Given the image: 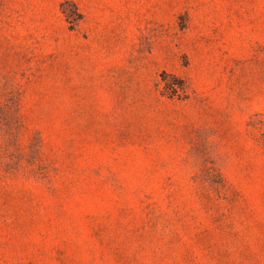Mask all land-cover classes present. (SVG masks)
<instances>
[{
  "label": "rangeland",
  "instance_id": "rangeland-1",
  "mask_svg": "<svg viewBox=\"0 0 264 264\" xmlns=\"http://www.w3.org/2000/svg\"><path fill=\"white\" fill-rule=\"evenodd\" d=\"M0 264H264V0H0Z\"/></svg>",
  "mask_w": 264,
  "mask_h": 264
}]
</instances>
